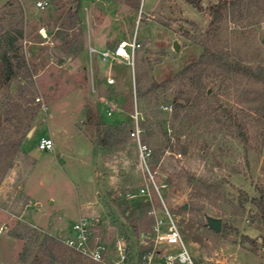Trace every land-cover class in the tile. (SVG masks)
<instances>
[{
    "label": "rangeland",
    "instance_id": "374dc122",
    "mask_svg": "<svg viewBox=\"0 0 264 264\" xmlns=\"http://www.w3.org/2000/svg\"><path fill=\"white\" fill-rule=\"evenodd\" d=\"M36 1L0 0V32L22 29L16 54L26 63L0 86V264H98L65 244L80 217L94 223L89 245L106 246L104 264L118 260L117 238L126 264L174 252L152 232L148 210L164 212L151 184L150 199L127 197L147 177L129 135L134 97L150 171L189 252L205 264H264V213L252 201L264 202V84L218 62L179 74L206 47L264 71V0H245L213 25L216 0ZM133 39L130 63L90 52ZM119 122L125 131L109 138ZM41 136L51 151L38 149ZM203 213L221 218L219 233ZM25 226L58 240L55 260L39 244L19 259L24 240L11 234Z\"/></svg>",
    "mask_w": 264,
    "mask_h": 264
},
{
    "label": "built area",
    "instance_id": "2783aa9c",
    "mask_svg": "<svg viewBox=\"0 0 264 264\" xmlns=\"http://www.w3.org/2000/svg\"><path fill=\"white\" fill-rule=\"evenodd\" d=\"M35 4L38 8H44L48 5V1L37 0ZM138 46V42L133 39L131 42L120 41L111 49L106 48L104 50H96L90 48V52L99 53L101 60L103 61L112 62L126 60L130 63L133 60V52ZM107 83L111 85L114 83V79L111 76L107 77ZM133 106L134 112L131 115L133 119V127L129 131V135L136 141L140 167L143 171L144 177L145 174H147V177H145L146 184L143 187H140L136 194L128 193L127 197L132 198L139 195H145L150 199L151 196L149 188L152 187L155 194L161 200L163 207L162 211L164 212V216L161 217L156 214L154 207H151L148 210V214L153 218L152 232L156 236V241H161L167 246H174V252L165 255L162 263L152 261V256H148L144 261L137 264H205L197 261L189 252L186 245L184 244L177 222L169 213L166 205L163 202L160 188L164 187V184L156 185L153 173L150 171L152 150L142 141L141 138L143 129L140 125L141 116L140 112L138 111L136 97L133 98ZM53 146V141L48 136H41L38 139L37 147L40 150L51 151ZM149 183L151 184V187H149ZM93 226L94 223L91 220L84 217L78 218L72 225L73 237L65 240V244L72 249L84 254L91 261L98 264H104L105 254L107 251L106 246L100 242H95L93 246L89 245ZM115 246L119 256L115 264H126L127 257L125 240L117 238Z\"/></svg>",
    "mask_w": 264,
    "mask_h": 264
},
{
    "label": "trees",
    "instance_id": "16d2710c",
    "mask_svg": "<svg viewBox=\"0 0 264 264\" xmlns=\"http://www.w3.org/2000/svg\"><path fill=\"white\" fill-rule=\"evenodd\" d=\"M78 1V0H77ZM192 6L199 8L201 7L202 0H185ZM245 0H216L215 3L211 4L209 10L211 14V20L210 24H217L227 16V14L232 11L234 8H238L240 10L241 5L244 4ZM23 34L22 29L15 28L13 29V32L5 31L0 32V86H2L4 83H8L10 80L20 76L24 69L26 68V63L23 60L22 57H19L16 54L17 50V39L18 37H21ZM213 62L221 63L222 66L225 67V69L230 70L232 72L240 73L246 77L252 78L256 81H260L262 84H264V71L262 68H253L248 65H241L239 63H230L225 60H223L218 54L210 50L208 47L205 48V50L200 54L197 61L188 64L186 67H184L179 74H185L189 70H192L196 66L203 65V64H210ZM162 84H153L150 88H148L145 92L139 93L140 96H144L145 94H148V92L154 91L158 89L161 86H164ZM139 96V97H140ZM178 97H183L181 93H178ZM175 98V100L177 99ZM179 104L174 103V108H178ZM1 107V104H0ZM10 117H6V121H9ZM2 126L0 122V127ZM18 126L14 133L18 134L20 132ZM109 133L108 137L111 136H117L119 133H123L125 131V125L123 122H119L117 124H114L109 127ZM143 129V127H142ZM240 139L243 142H246V136L244 132L242 131L240 127ZM22 136H24L22 134ZM22 137H20L16 142H13L11 145L18 147L21 143ZM119 143V141H114L112 145ZM153 157V156H152ZM253 203L257 206V208L264 213V202L262 199L259 200H252ZM14 237L20 238L24 240V245L19 253V259L27 263V255L30 253V248L32 245L39 244L41 248H43L49 257L52 258V260H55L56 256L53 252V247L59 244L58 240L45 233L41 234L37 229H31L27 226H25L24 231H16L11 234ZM56 264V262H54Z\"/></svg>",
    "mask_w": 264,
    "mask_h": 264
},
{
    "label": "water",
    "instance_id": "95a60500",
    "mask_svg": "<svg viewBox=\"0 0 264 264\" xmlns=\"http://www.w3.org/2000/svg\"><path fill=\"white\" fill-rule=\"evenodd\" d=\"M173 48L174 50L178 49L177 42H173ZM183 208H186V205L183 204ZM204 220H205V226L207 227L208 230L214 232V233H219L221 231L222 227V220L220 217H216L207 213H203Z\"/></svg>",
    "mask_w": 264,
    "mask_h": 264
},
{
    "label": "crops",
    "instance_id": "0c3cea01",
    "mask_svg": "<svg viewBox=\"0 0 264 264\" xmlns=\"http://www.w3.org/2000/svg\"><path fill=\"white\" fill-rule=\"evenodd\" d=\"M93 38H95V37H93ZM93 38H92V39H93ZM95 49L98 50L97 47H96Z\"/></svg>",
    "mask_w": 264,
    "mask_h": 264
}]
</instances>
